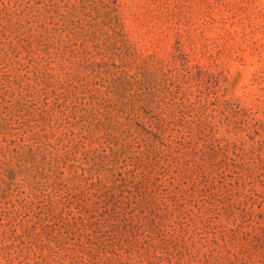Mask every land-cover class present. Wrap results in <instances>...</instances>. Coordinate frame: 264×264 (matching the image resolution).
Instances as JSON below:
<instances>
[{"label": "rangeland", "instance_id": "1", "mask_svg": "<svg viewBox=\"0 0 264 264\" xmlns=\"http://www.w3.org/2000/svg\"><path fill=\"white\" fill-rule=\"evenodd\" d=\"M0 264H264V0H0Z\"/></svg>", "mask_w": 264, "mask_h": 264}]
</instances>
